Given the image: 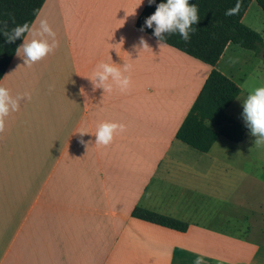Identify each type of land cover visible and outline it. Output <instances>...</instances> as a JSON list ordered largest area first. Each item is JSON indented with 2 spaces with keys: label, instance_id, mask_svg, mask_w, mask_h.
<instances>
[{
  "label": "crops",
  "instance_id": "crops-1",
  "mask_svg": "<svg viewBox=\"0 0 264 264\" xmlns=\"http://www.w3.org/2000/svg\"><path fill=\"white\" fill-rule=\"evenodd\" d=\"M146 3L44 0L12 57L0 85L27 95L0 131V264H264V212L233 198L219 137L206 153L174 137L211 67L141 32ZM40 18L57 47L24 65V43H51ZM109 59L130 66L126 92L93 87ZM102 121L125 124L107 145L95 143ZM135 207L188 229L132 218Z\"/></svg>",
  "mask_w": 264,
  "mask_h": 264
},
{
  "label": "trees",
  "instance_id": "trees-1",
  "mask_svg": "<svg viewBox=\"0 0 264 264\" xmlns=\"http://www.w3.org/2000/svg\"><path fill=\"white\" fill-rule=\"evenodd\" d=\"M254 1L264 13V0H240L239 10L233 15H226L237 0H189L196 4L199 19L192 25L195 29L185 41L178 33L163 34L168 46L211 67L192 106L175 133V139L200 153H206L218 137L230 142H241L250 127L242 126L226 112L236 100L241 90L230 78L215 69L225 47L228 44L251 51L264 61V43L261 35L242 23V17L250 2ZM44 0H0V21H7L8 28L14 24L28 22L32 24ZM161 0L146 3L136 21V27L143 33L157 40L152 29L144 27V20L155 10ZM142 29V30H141ZM13 41L0 34V79L18 49L25 34ZM158 41V40H157ZM131 217L184 233L188 224L156 212L135 207Z\"/></svg>",
  "mask_w": 264,
  "mask_h": 264
},
{
  "label": "clouds",
  "instance_id": "clouds-1",
  "mask_svg": "<svg viewBox=\"0 0 264 264\" xmlns=\"http://www.w3.org/2000/svg\"><path fill=\"white\" fill-rule=\"evenodd\" d=\"M140 3L141 0H139ZM147 3L151 5L153 0H147ZM239 7L240 0H237L232 8L226 10L225 14L233 15L239 10ZM198 19L197 5L190 4L189 0H161L156 5L154 12L145 18L143 26L153 30L152 35L157 38L159 48L168 47L163 34L175 32L181 39L187 41L190 38V33L195 30L192 25ZM36 23L43 33H47L52 38L51 43L35 37L24 43L22 45L25 57L24 65H31L41 60L57 47L56 34L47 18H40ZM7 25V21H0V34L4 35L8 41H13L23 33L32 31L28 22L14 24L10 29ZM139 46L140 49H150L142 37L139 40ZM129 67L128 64H118L111 59L109 62H101L95 68L92 76L94 83H91L94 88H101L103 91H111L115 86L120 92H126L131 84ZM26 95L27 93L12 95L9 88L0 85V131L5 127V118L18 110L20 100ZM243 114L251 133L257 137L256 143L264 142V85L254 87L249 92L243 102ZM124 129L125 124L123 123L102 121L96 126L95 143L107 145L116 133L123 132ZM194 264H203L202 256H197Z\"/></svg>",
  "mask_w": 264,
  "mask_h": 264
},
{
  "label": "rangeland",
  "instance_id": "rangeland-1",
  "mask_svg": "<svg viewBox=\"0 0 264 264\" xmlns=\"http://www.w3.org/2000/svg\"><path fill=\"white\" fill-rule=\"evenodd\" d=\"M242 23L259 33L264 43V13L254 1L250 2L246 9ZM228 46L229 49L215 69L240 88V94L226 112L236 122L245 126L247 122L243 114V102L254 87L264 85V61L251 51L232 44ZM256 139L252 133H246L240 143L219 137L215 144L216 157L221 166V178L230 183H237V193L233 198L237 199L239 204H246L254 214L264 212V142L258 144Z\"/></svg>",
  "mask_w": 264,
  "mask_h": 264
}]
</instances>
